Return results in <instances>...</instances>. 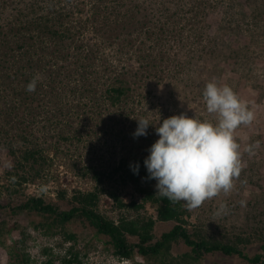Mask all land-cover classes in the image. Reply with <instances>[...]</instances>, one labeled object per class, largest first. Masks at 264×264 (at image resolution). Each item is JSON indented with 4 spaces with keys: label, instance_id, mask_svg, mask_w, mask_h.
<instances>
[{
    "label": "trees",
    "instance_id": "1",
    "mask_svg": "<svg viewBox=\"0 0 264 264\" xmlns=\"http://www.w3.org/2000/svg\"><path fill=\"white\" fill-rule=\"evenodd\" d=\"M258 1L23 0L19 5L16 3L11 12H0V145L9 148L15 161V175L22 183L47 177L50 166L59 158L66 160L65 154L71 149L62 144L83 143L85 136L97 135L91 129L96 125L90 124V117L87 119L94 107L86 101L93 95L99 107L113 109L129 98L132 90L126 75L133 69L128 64L134 59L138 62V57L131 53L130 58H126L127 46L150 41L151 50L164 60V48L168 43L172 49L177 47L176 62L188 71V61L193 65L197 54L192 49L196 41L198 44L204 42L201 53L214 55L216 49L221 51L225 44L230 47L234 42L236 36H226L228 31L251 34L238 25L246 20L247 14L243 12V18L236 22L232 11L236 3L244 11L246 6ZM220 9H223L225 21L222 20L219 30L226 33L204 36L207 18ZM185 39L191 42L185 43ZM239 51L238 47L232 49L235 66ZM145 58L141 65L150 60L149 56ZM115 63L125 69L106 77L103 89L97 91L102 73ZM217 70L215 65L211 76ZM34 77L38 78L36 90L28 92L26 87ZM210 82L214 81L207 84ZM93 86L97 88L91 90L95 88ZM75 118L80 126L74 127ZM145 159L134 154L122 157L107 171L77 170L78 164L71 162L72 159H68L67 166L75 176L92 174L98 185H103L104 177H109L108 181H113L116 186L119 181L133 186L140 202L133 199L124 203L117 188L107 193L119 208L130 207L138 211L149 205L156 210L159 221H174L175 225L159 239L153 233L155 221L152 217L143 220L121 216L115 220L99 213L98 189L76 194L73 197L76 204L68 210H61L54 203L36 196L25 197L20 204L8 205V209L14 215L43 218L38 222L39 226L53 234L57 229L63 231L72 222L81 221L91 226L94 238L112 247L116 255L132 258L138 254L146 264H173L169 261L170 251L179 241L190 248V253L181 255L185 264H199L202 254L213 252L237 256L250 264H264V253L250 257L237 242L224 243L189 230L179 203L173 204L156 194V181L148 178ZM137 165L138 173H134ZM57 195L63 201L66 192L60 190ZM3 208L0 203V211ZM20 225V221L16 222L7 231L9 234L17 232ZM6 228V220H2L0 234L3 235ZM68 237L75 239V235ZM129 237L138 241L132 242ZM261 248L264 252V242ZM68 253L70 258L61 264H81L77 253L71 250ZM13 257L18 259L20 255L14 251Z\"/></svg>",
    "mask_w": 264,
    "mask_h": 264
},
{
    "label": "rangeland",
    "instance_id": "2",
    "mask_svg": "<svg viewBox=\"0 0 264 264\" xmlns=\"http://www.w3.org/2000/svg\"><path fill=\"white\" fill-rule=\"evenodd\" d=\"M21 1L23 0H0V12H11L16 3L19 5ZM232 12L235 13L236 22L243 18V12L247 14L246 20L238 22V25L251 34L240 31L226 33L222 29L219 30L222 20L225 19H222L223 9L218 10L207 18L204 25V31L206 29L207 32L203 31L204 36L209 33H226V36L236 38L230 47L225 44L221 51L216 49L214 55L201 53V44L204 42L198 44L196 41L192 49L197 54L194 56L193 65L188 61V71L176 62L177 57L174 54L177 47L172 49L168 43L164 48V60L160 59L162 56L156 51L151 50L150 41L127 46L126 58H130L128 55L131 53L138 57V62L134 59L128 64L133 69L126 75L132 90L129 98L118 107L108 109L99 107V102L91 95L86 102L94 108L87 114V119L90 117V124L96 125L91 129L96 131L97 135L91 134L90 138L85 136L83 143L62 144L65 147L70 146L71 149L65 154L66 160L59 158L50 166V171L46 172L47 177L34 181L28 179L29 183H22L15 175V161L9 148L0 145V203L5 207L0 211V222L6 220L7 227L3 235L0 234V264H61L70 258V250L77 253L81 264H146L138 254H134L132 258L116 255L112 247L94 238L92 227L86 223L72 222L63 231L57 229L53 234L46 231L45 227L39 226L38 222L44 220L43 218L11 214L8 205L20 204L25 197L36 196L54 203L61 210H68L76 204L73 200L76 194L98 189L99 213L115 220L121 216L143 220L152 217L155 221L153 233L159 239L175 225L174 221H159L156 210L149 205L138 211L130 207H117L107 191L117 188L120 198L126 204L133 199L140 202L133 186L124 185L120 181L116 186L113 181H108L109 177H104V184L98 185L92 174L86 177L75 176L67 166L68 159L78 164L77 170L95 168L98 171H107L117 165L122 157L134 154L147 158L150 154L148 150L159 139L155 127L166 118L186 114L189 118L217 123L218 118L207 112L203 100L204 89L210 80L221 87L229 86L246 104L248 110L253 112V122L250 125H241L234 133V138L240 145L242 170L239 178L234 179V187L229 193L221 192L194 210L187 209L183 202L179 205L185 213L186 227L189 230L198 231L205 237L224 243L237 242L250 257L264 253L261 248L264 242V1L259 0L252 6L248 5L244 11L236 3ZM223 25L227 26L224 22ZM188 41L191 42L184 40L185 43ZM237 47L240 51L237 53L238 64L235 66L236 57L232 49ZM167 55H170V58ZM147 56L150 60L141 65ZM215 65L218 70L211 76ZM122 69L125 67L115 63L110 70L102 73L97 84L99 88L93 86L95 88L91 90L97 88L100 92L107 81L106 77H111ZM100 108L104 111H100ZM141 118L150 124L147 135L135 137L137 120ZM72 123L74 127L80 126L76 118ZM250 145H255L254 154L245 150ZM60 190L66 192L63 201L59 200L57 195ZM221 204L227 206V211L217 214ZM19 221V231L9 234L7 230ZM68 235H75V239L69 238ZM129 239L132 242L138 241L134 237ZM14 246L16 250H12ZM14 251L20 255L18 259L12 258ZM170 253L169 261L173 264H185L181 255L190 253V248L179 241L173 244ZM199 264L250 263L237 256L213 252L202 254Z\"/></svg>",
    "mask_w": 264,
    "mask_h": 264
},
{
    "label": "clouds",
    "instance_id": "3",
    "mask_svg": "<svg viewBox=\"0 0 264 264\" xmlns=\"http://www.w3.org/2000/svg\"><path fill=\"white\" fill-rule=\"evenodd\" d=\"M37 79L34 77L28 83V92L36 90ZM203 100L207 112L214 114L218 122L213 124L186 114L164 119L155 127L159 139L144 160L148 178L156 181V194L173 204L183 202L189 210L233 189L234 179L239 178L242 170L240 145L234 133L254 119L253 112L227 85L208 83ZM137 121L134 136H146L150 124L143 118ZM254 148L250 145L245 150L254 154ZM138 168L137 165L133 169L134 173H138ZM226 211L227 206L221 204L217 214Z\"/></svg>",
    "mask_w": 264,
    "mask_h": 264
}]
</instances>
